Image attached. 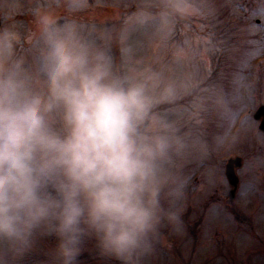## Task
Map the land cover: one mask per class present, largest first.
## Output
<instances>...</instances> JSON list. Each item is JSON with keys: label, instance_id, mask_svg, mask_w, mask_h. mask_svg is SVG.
<instances>
[{"label": "clouds", "instance_id": "obj_1", "mask_svg": "<svg viewBox=\"0 0 264 264\" xmlns=\"http://www.w3.org/2000/svg\"><path fill=\"white\" fill-rule=\"evenodd\" d=\"M35 24L30 61L16 52L18 33L0 30V264H22L38 237L55 239L40 264H82L86 250L151 264L165 230L183 231L190 146L150 118L162 98L151 77L120 75L52 13Z\"/></svg>", "mask_w": 264, "mask_h": 264}, {"label": "rangeland", "instance_id": "obj_2", "mask_svg": "<svg viewBox=\"0 0 264 264\" xmlns=\"http://www.w3.org/2000/svg\"><path fill=\"white\" fill-rule=\"evenodd\" d=\"M117 1L121 11L115 38L104 39L107 34L102 31L94 37L92 31L75 25L110 57L114 71L152 78L162 98L153 105L150 118L175 127L190 146L180 161L192 178L183 231L165 230L151 264H264V132L252 118L264 106V15L260 14L264 4ZM28 49L27 40L16 46L17 54L30 61ZM241 82L246 86L243 91ZM169 86L171 93L164 95ZM221 138L225 142L217 148ZM203 147L207 155L202 154ZM236 158L238 184L230 197L224 170ZM248 181L257 191L242 198L240 189ZM54 244L52 237H38L22 264H40ZM80 259L82 264H115L94 251L86 250Z\"/></svg>", "mask_w": 264, "mask_h": 264}, {"label": "flooded vegetation", "instance_id": "obj_3", "mask_svg": "<svg viewBox=\"0 0 264 264\" xmlns=\"http://www.w3.org/2000/svg\"><path fill=\"white\" fill-rule=\"evenodd\" d=\"M68 3L69 0H0V30L5 27L13 28L19 35L18 44L25 45L26 32L35 30L37 15L49 12L57 16L59 22L68 21L82 26L87 32L92 31L93 36L96 35L95 32L102 31L107 34L104 39L115 38L120 22V15L117 14L121 11L120 2L82 0L81 6L76 9H69ZM199 22L202 23L201 18ZM255 22L259 23V20ZM205 39L211 41L214 37ZM229 195L233 196L231 191Z\"/></svg>", "mask_w": 264, "mask_h": 264}, {"label": "water", "instance_id": "obj_4", "mask_svg": "<svg viewBox=\"0 0 264 264\" xmlns=\"http://www.w3.org/2000/svg\"><path fill=\"white\" fill-rule=\"evenodd\" d=\"M254 120L259 121L258 129L262 132H264V106H260L256 112L253 115ZM240 166V160L239 159H233L229 160L225 166L224 174L225 178L232 188L231 194H234V191L237 187L238 180L235 175V169Z\"/></svg>", "mask_w": 264, "mask_h": 264}, {"label": "snow or ice", "instance_id": "obj_5", "mask_svg": "<svg viewBox=\"0 0 264 264\" xmlns=\"http://www.w3.org/2000/svg\"><path fill=\"white\" fill-rule=\"evenodd\" d=\"M260 3L264 4V0H259ZM255 14V13H254ZM261 15H264V9H261L260 11ZM247 168L251 167V163H249L248 165H246ZM257 191V188L255 186V183L252 181H248L245 184L242 185L241 189H240V196L242 198H246L251 194H254ZM262 197H264V193H261Z\"/></svg>", "mask_w": 264, "mask_h": 264}]
</instances>
